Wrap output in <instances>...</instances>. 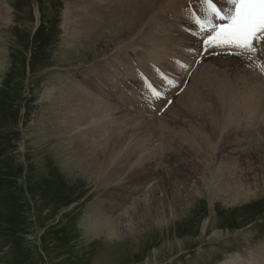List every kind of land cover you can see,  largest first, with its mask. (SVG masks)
I'll use <instances>...</instances> for the list:
<instances>
[{"label":"rangeland","instance_id":"1","mask_svg":"<svg viewBox=\"0 0 264 264\" xmlns=\"http://www.w3.org/2000/svg\"><path fill=\"white\" fill-rule=\"evenodd\" d=\"M91 1L0 0V264H264V194L233 203L224 199L237 190L219 192L232 169L263 163L262 54L217 51L204 43L209 33L197 49L176 42L182 13L191 21L179 33L198 35L202 0L181 10L169 0L165 17L137 1L127 25L107 21L88 34L83 20L104 0ZM56 79L68 93L101 90L94 97L114 105L85 124L64 123L66 114L56 132ZM255 176L247 172V181ZM149 191L152 212L139 206L129 232L131 207ZM162 214L168 226L159 225ZM115 220L124 233L111 243L103 225Z\"/></svg>","mask_w":264,"mask_h":264},{"label":"bare ground","instance_id":"2","mask_svg":"<svg viewBox=\"0 0 264 264\" xmlns=\"http://www.w3.org/2000/svg\"><path fill=\"white\" fill-rule=\"evenodd\" d=\"M81 1V0H80ZM84 1V0H83ZM101 1V0H100ZM137 1L142 2V5H151L152 7L151 8H155L156 6H159L158 7V10H157V13H159V17H165L166 15L164 13H166L167 11V8L169 7V0H104L102 2H99L100 4H96V7L92 9V11L88 14L89 18L88 21L86 19V16H85V19L83 20V24H84V29H82L83 31L86 29L88 34H95V32H97L98 30H101L103 29L106 24L108 23L107 21H109L110 24H112L111 26L113 27L114 24H116V26H118L117 28H120L121 26L123 25H127V19L129 18V13L131 12V9H132V6L135 5L137 3ZM190 1V0H173L172 1V4L170 6V10L171 8H182L184 7V4H187V2ZM193 1V0H191ZM72 2V1H71ZM86 2V1H85ZM89 2V1H88ZM90 2H92L90 0ZM97 2V0H96ZM76 3V2H75ZM79 3V2H78ZM69 4V3H68ZM77 4V3H76ZM70 6L71 3L69 4ZM92 6H93V3H92ZM95 6V5H94ZM204 7V6H203ZM21 8V7H20ZM41 9V8H40ZM69 9V12L71 11L70 7L67 8ZM226 9V8H225ZM108 10V11H107ZM117 10V12L111 16V14ZM181 10V9H180ZM195 12L199 13L201 12L202 14H206V11L202 10L201 7L199 6L198 3H196L195 5ZM174 11V10H173ZM204 11V12H203ZM225 11V10H224ZM41 12V11H40ZM227 12V10L225 11ZM80 13V12H79ZM19 14V13H18ZM68 14V13H67ZM71 14V13H70ZM68 14V15H70ZM73 14V13H72ZM77 14V13H76ZM87 14V13H86ZM110 14V16H109ZM6 15V11L3 10V7H0V21H2V17ZM68 15H67V19L66 22H67V25H69V23H71L73 20H68ZM79 14H77L78 16ZM76 16V15H75ZM74 16V17H75ZM76 16V17H77ZM82 16V15H81ZM91 16V17H90ZM20 17V16H19ZM70 17V16H69ZM73 17V16H72ZM110 17V18H109ZM80 18V16L78 17ZM18 19V18H17ZM17 21V20H16ZM155 21H158V18L155 19V18H152L151 22L148 24H152L154 23ZM191 20L188 18V16L184 13H182L181 15H177V19L175 21V25L172 26L173 29L175 30V32L177 34H175L177 37L174 38V40L176 42H180V44H189V43H193L192 46L194 48L197 49V47H200L199 44L197 43L198 40H202L204 41L208 35L205 34V33H201L199 32V30L194 27L192 30L194 31L193 33H197L198 35H195L194 37L193 36H189L185 33H182L180 34L179 33V29L181 28H186L187 29V25L190 24ZM6 22V21H5ZM162 22V21H161ZM74 23V22H73ZM76 23V22H75ZM218 23V22H216ZM16 24V23H15ZM192 24V23H191ZM79 25V24H78ZM76 26V24L74 25ZM73 26V27H74ZM192 26V25H191ZM210 26V25H209ZM71 27V25H70ZM89 27V28H88ZM129 27H130V24H129ZM72 28V27H71ZM75 28V27H74ZM77 28V26H76ZM75 28V29H76ZM68 30V29H67ZM80 30V28L78 29V31ZM189 30V28H188ZM71 31V30H70ZM109 31V30H108ZM116 30H113V32H115ZM191 31V29L189 30ZM103 32V31H102ZM168 32V31H167ZM75 33V32H74ZM79 33V32H78ZM77 33V34H78ZM165 33V32H164ZM103 33H101L100 35H102ZM200 34V35H199ZM76 35V34H75ZM77 36V35H76ZM91 38V37H90ZM148 39V38H147ZM110 41V40H109ZM138 41V40H137ZM155 42V41H154ZM157 42V41H156ZM163 42V41H162ZM1 43V42H0ZM93 43V42H92ZM158 43V42H157ZM98 46V45H97ZM183 46V45H181ZM155 48V46H153ZM102 48V47H101ZM217 51H221V52H225V50L227 52L229 51H234L233 49L231 48H226V49H222V48H216ZM146 50V49H145ZM199 50V49H198ZM144 51V50H143ZM164 51V50H162ZM23 53V52H22ZM260 53L262 54V58H261V61L263 62V66H264V48L261 49ZM260 54V55H261ZM5 56V55H4ZM227 56V55H226ZM225 56V57H226ZM122 57V56H121ZM120 58V57H119ZM6 59V58H5ZM152 59V58H151ZM124 60V59H123ZM157 60V59H156ZM10 61V60H9ZM7 62V61H6ZM140 62L143 63L144 62V59H140ZM8 63V62H7ZM121 63V61H120ZM6 64V63H5ZM101 69V68H100ZM170 69V68H169ZM7 80V79H5ZM55 80V79H54ZM56 83L53 87L52 90H54V95H56L57 97H54L52 98V103L50 106L52 105H55V108L58 107L57 110L53 111L52 115L51 116V119L54 118L56 119V122L58 120H60V122H58V125H56V132L58 131H62L66 128V125L63 124V117L67 114V117L64 121V123H68L71 124V125H75L76 123H79V124H82L84 122H88V120H91V119H95L98 120L97 118L99 117V115L101 114V112L104 110V106H110L111 109H112V106L111 105H114L113 103H110L109 101L107 100H103V101H100L98 99H96L94 97V95H98L99 94V91L101 90H95L92 88V87H89L88 85L84 86L83 88H78L77 90L73 91L74 87H72V91H70L69 93L66 91V89H64L62 86H61V81L58 83L59 79H56ZM51 86V85H50ZM2 87V86H1ZM52 87V86H51ZM86 88V89H85ZM82 89H85V91L83 92V95L80 97V90ZM93 89V91H92ZM91 90V92H90ZM142 90V89H141ZM1 92V91H0ZM167 91L163 90V94L165 95ZM106 93V91H105ZM1 94V93H0ZM51 94H52V91H51ZM108 96H112L111 95V92L107 93ZM93 95V96H92ZM53 96V94H52ZM190 94L187 93L184 97V99L187 101L189 100L188 98ZM102 97V96H101ZM114 97H116L114 95ZM222 100V99H221ZM131 103V102H130ZM135 103V102H134ZM64 104H66V107L64 106ZM117 108V107H116ZM120 109V108H119ZM118 109V110H119ZM122 109V108H121ZM117 110V109H116ZM125 110V109H124ZM115 111V109H114ZM116 112V111H115ZM120 112V111H119ZM228 112V111H227ZM235 108L231 109L230 110V113L227 114L231 117H234L235 115ZM118 113V112H117ZM123 113V112H122ZM237 113V112H236ZM69 114V115H68ZM116 114V113H114ZM121 114V113H120ZM237 115V114H236ZM244 115V114H243ZM128 116V115H126ZM140 116V115H139ZM228 116V117H229ZM69 117V118H68ZM114 117V116H113ZM118 117V116H117ZM134 117V116H133ZM138 117V115H137ZM257 117V116H256ZM261 117V116H260ZM101 118V116H100ZM115 118V117H114ZM132 118V117H131ZM136 118V117H135ZM245 118V117H244ZM242 118V119H244ZM251 118V117H250ZM116 119V118H115ZM240 119V120H242ZM55 121V120H54ZM85 124V123H84ZM83 124V125H84ZM87 124V123H86ZM244 124V123H243ZM141 125V124H140ZM241 126H242V123H241ZM138 127H139V124H138ZM80 128V127H79ZM83 128V127H82ZM77 129V128H76ZM138 129V128H137ZM136 129V130H137ZM69 130V129H68ZM73 129H70V131H72ZM79 130V129H78ZM78 130H76L78 132ZM244 130V127L243 129ZM254 131H257V130H254ZM73 132V131H72ZM75 132V131H74ZM73 132V133H74ZM108 132V131H106ZM72 133V134H73ZM135 133V132H134ZM238 133V131H237ZM79 134V133H78ZM141 134V133H140ZM253 134V133H252ZM133 135V133H132ZM135 135V134H134ZM143 135V134H142ZM153 135V134H152ZM250 136V135H249ZM139 137V136H138ZM142 137V136H141ZM238 137V136H237ZM244 137V136H243ZM254 136L252 135V138ZM77 138V137H76ZM148 138V137H147ZM138 140V139H137ZM147 140V139H146ZM63 142V140H61ZM88 142V141H87ZM240 142V141H239ZM91 144V143H90ZM263 144V143H262ZM261 144V145H262ZM73 145V144H72ZM76 145V144H75ZM92 146H94L93 144H91ZM149 145V144H148ZM238 145V144H237ZM260 145V147H261ZM147 146V145H146ZM259 146V145H258ZM263 146V145H262ZM100 147V146H99ZM98 147V148H99ZM148 147V146H147ZM146 147V148H147ZM255 147V146H254ZM75 148V147H74ZM239 148V147H238ZM258 148V147H257ZM262 148V147H261ZM260 148V149H261ZM148 149V148H147ZM68 150V148H67ZM67 150H63V153L62 154H65L67 156ZM76 150V149H75ZM89 150V149H88ZM105 150V149H103ZM263 150V149H261ZM86 151V150H85ZM248 151V150H247ZM252 152H254V150H251ZM260 151V150H259ZM88 152V151H87ZM263 152V151H261ZM260 152V153H261ZM103 153V152H102ZM116 153V152H114ZM73 154V153H72ZM110 154L109 153V157H110ZM262 154V153H261ZM264 154V153H263ZM87 155V154H86ZM260 155V154H259ZM246 156V155H245ZM248 156V155H247ZM263 156V155H262ZM114 156L112 155V158ZM231 157V156H230ZM68 158V156H67ZM112 158L110 160H112ZM261 158V157H259ZM58 159V162L62 165H65L64 162L66 163L65 160L61 159ZM70 163L71 165H74V162H75V157H70ZM239 161V160H238ZM77 164L79 165L81 163L80 160H76ZM251 162V161H250ZM263 163L261 164V166L258 168H254V167H248L247 171L245 170H239L238 168L236 169H232V172L229 173V175L224 179L225 180V185L221 186V190L219 189V192L220 194H227L231 191H236V195L233 196V197H229V198H225L224 200H231L233 203H238L240 201H244V200H247L249 197H255L257 194H264V157H263ZM67 164V163H66ZM94 165V163H93ZM92 164H89L88 166L93 168ZM109 168H107L106 170H108ZM68 170V168H67ZM228 170H231L228 169ZM99 171V170H98ZM247 172L251 175L254 174V178H253V182L250 183L249 181H247ZM95 174V173H94ZM226 176V175H224ZM246 179V180H245ZM155 187V186H154ZM153 187V188H154ZM154 191V190H153ZM150 195V199L147 195H143L144 198L143 200H135V203L133 204V206L131 207V212L133 214H135V216H132L131 219L132 221L130 220V222H128L126 224V228L128 229L129 232H132L133 231V227H135V217L138 216V208L139 206H142V210L143 213L144 212H147V211H151V208L152 206L150 205V200H157V198L155 197L156 195H154V193L152 192L150 194V191L148 193ZM214 197H216L218 194L216 192L213 193ZM161 199V198H160ZM181 201V200H180ZM182 202V201H181ZM132 205V204H131ZM183 205H185L184 203L179 205L180 207H182V210L183 211ZM178 206V207H179ZM226 206V205H225ZM176 207V206H175ZM175 207H173L170 211H172ZM185 207V206H184ZM130 210V209H129ZM163 211V209H161ZM140 211V212H141ZM180 211V210H179ZM89 212V211H88ZM152 212V211H151ZM175 212V213H174ZM118 213V212H116ZM128 213V212H127ZM154 213V212H153ZM151 213V214H153ZM181 213V212H180ZM138 214V215H136ZM172 214V213H171ZM180 215L182 214H177V212L175 210H173V215L171 216H174V219L176 217H178L177 219L180 218ZM130 216V214H129ZM144 216V215H143ZM147 217V216H146ZM158 217V216H157ZM162 218H159V225H166L168 226L169 222H168V216H166V214H162L161 215ZM143 218V217H142ZM138 219V217H137ZM176 219V220H177ZM146 219H144L145 221ZM175 221V220H174ZM172 221L173 223H176L177 221ZM121 223V222H120ZM120 223L115 220V222L113 223H107L105 225H103L104 229L106 230V238L108 239L109 242H114L116 240H120L122 238V231H120ZM179 223V221H178ZM1 224V223H0ZM125 225V224H124ZM102 227V228H103ZM158 227V226H157ZM200 237L201 239H203L204 235L202 233H200ZM221 234H214L212 236L209 237V239H216L220 236ZM178 242V241H177ZM121 244V243H119ZM157 251V250H156Z\"/></svg>","mask_w":264,"mask_h":264},{"label":"snow or ice","instance_id":"3","mask_svg":"<svg viewBox=\"0 0 264 264\" xmlns=\"http://www.w3.org/2000/svg\"><path fill=\"white\" fill-rule=\"evenodd\" d=\"M202 3L206 17H193V21L201 32L209 33L206 45L211 40V48L233 49L229 54L248 55L249 59L251 54L259 55L264 48V0H228L231 8L227 12L218 6L217 0ZM146 87L159 97V91L150 82Z\"/></svg>","mask_w":264,"mask_h":264}]
</instances>
